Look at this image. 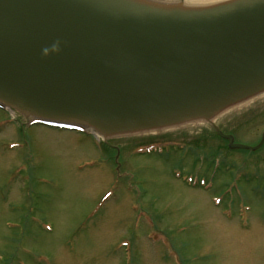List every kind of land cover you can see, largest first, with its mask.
<instances>
[{
	"label": "rangeland",
	"instance_id": "374dc122",
	"mask_svg": "<svg viewBox=\"0 0 264 264\" xmlns=\"http://www.w3.org/2000/svg\"><path fill=\"white\" fill-rule=\"evenodd\" d=\"M7 109L0 264H264V147L249 150L262 143L264 97L111 137Z\"/></svg>",
	"mask_w": 264,
	"mask_h": 264
},
{
	"label": "water",
	"instance_id": "95a60500",
	"mask_svg": "<svg viewBox=\"0 0 264 264\" xmlns=\"http://www.w3.org/2000/svg\"><path fill=\"white\" fill-rule=\"evenodd\" d=\"M57 40L60 54L43 57ZM262 86L264 0L199 10L116 0L0 5V107L35 123L111 137L116 128L207 119L213 106Z\"/></svg>",
	"mask_w": 264,
	"mask_h": 264
},
{
	"label": "bare ground",
	"instance_id": "6f19581e",
	"mask_svg": "<svg viewBox=\"0 0 264 264\" xmlns=\"http://www.w3.org/2000/svg\"><path fill=\"white\" fill-rule=\"evenodd\" d=\"M122 3L138 5L143 7L159 8L165 10H172L179 8L181 10H199V9H209L216 7L225 3H229L235 0H183L178 2L176 0H116ZM264 97V86L258 88L256 91L246 93L244 95L238 96L226 102H221L216 106H213L212 118L222 116L224 114L230 113L235 110H239L243 107L250 105L251 103L257 101ZM203 121V117L199 115H191L190 117L178 118L170 120L163 123H151L143 126H131L129 128H116L112 130L113 132H108L109 135L115 134H130V133H152L161 132L169 130L175 127L187 126L189 124H197ZM86 126V125H83ZM106 132V134H107ZM114 135V136H115Z\"/></svg>",
	"mask_w": 264,
	"mask_h": 264
},
{
	"label": "clouds",
	"instance_id": "9594fccd",
	"mask_svg": "<svg viewBox=\"0 0 264 264\" xmlns=\"http://www.w3.org/2000/svg\"><path fill=\"white\" fill-rule=\"evenodd\" d=\"M61 52V42L57 40L50 47L42 49V56L48 58L50 56L59 55Z\"/></svg>",
	"mask_w": 264,
	"mask_h": 264
},
{
	"label": "flooded vegetation",
	"instance_id": "af4514ba",
	"mask_svg": "<svg viewBox=\"0 0 264 264\" xmlns=\"http://www.w3.org/2000/svg\"><path fill=\"white\" fill-rule=\"evenodd\" d=\"M221 131H217V132H215V135L219 138V139H223L224 141L225 140H228L227 138V134H223V135H221ZM262 139V143L260 144V142L256 145V146H254V147H250L249 148V150H252V151H256V150H261V148H263L264 147V132L262 133V135H261V138L259 139V141ZM240 146H242V145H240ZM243 147H246V146H243ZM248 148V147H247Z\"/></svg>",
	"mask_w": 264,
	"mask_h": 264
}]
</instances>
